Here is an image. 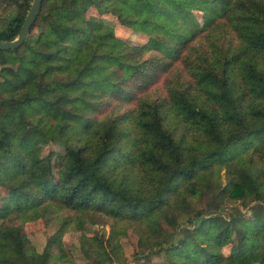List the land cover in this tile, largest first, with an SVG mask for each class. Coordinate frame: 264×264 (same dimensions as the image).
Masks as SVG:
<instances>
[{
    "label": "trees",
    "instance_id": "16d2710c",
    "mask_svg": "<svg viewBox=\"0 0 264 264\" xmlns=\"http://www.w3.org/2000/svg\"><path fill=\"white\" fill-rule=\"evenodd\" d=\"M31 1L7 0L16 12L0 40L18 34ZM259 162L264 0H42L24 42L0 49V264H61L14 218L57 220L61 257L66 228L105 223L117 260L135 226L148 263L264 264ZM228 201L252 214H225ZM109 263L97 253L88 264Z\"/></svg>",
    "mask_w": 264,
    "mask_h": 264
},
{
    "label": "rangeland",
    "instance_id": "374dc122",
    "mask_svg": "<svg viewBox=\"0 0 264 264\" xmlns=\"http://www.w3.org/2000/svg\"><path fill=\"white\" fill-rule=\"evenodd\" d=\"M124 12L128 11V5H122ZM16 12L14 4H8L7 0H0V27H2ZM87 15L97 16L103 22L104 26L113 28L117 37L122 39H129L131 42H141L139 33L134 30L128 29L121 25L116 16L109 14L108 12L99 13L95 7H90L87 11ZM163 83V82H162ZM165 84L156 85V96L161 95L164 92ZM45 149H56L51 144H44ZM47 147V148H46ZM255 166V169L262 170L264 163L259 162ZM221 180L225 181L226 168L221 170ZM1 190V188H0ZM210 199L207 196H203L201 199L194 197L193 205L196 208H204L207 201ZM2 202H0V205ZM225 214L231 213L236 219L250 216L252 213V204L247 207H242L238 202H226ZM66 213V212H65ZM243 214V216L241 214ZM9 221V220H8ZM7 221V222H8ZM11 223L22 224L23 230L29 238L32 246L38 252L46 251L55 257H60L59 263L61 264H88L94 258L97 253H100L110 263L109 264H159V257L152 259V261L145 262L142 258H139V251L144 250L138 244L139 236L137 233V227L127 228V234L121 236L118 240L120 244V260L116 259V256L111 252L110 248L104 246L105 236L109 233V225L105 223H85L80 228L70 227L66 228L61 237H59L60 244L64 249V256H60L59 245L57 242H53L51 237L58 227V221L52 220L46 222L45 219H37L35 221L23 222L21 218L11 219ZM162 226L170 230V228L162 222ZM103 236V238L101 236ZM234 235V230H233ZM224 251H228V247L224 248ZM152 257V256H151ZM258 264V263H257Z\"/></svg>",
    "mask_w": 264,
    "mask_h": 264
},
{
    "label": "water",
    "instance_id": "95a60500",
    "mask_svg": "<svg viewBox=\"0 0 264 264\" xmlns=\"http://www.w3.org/2000/svg\"><path fill=\"white\" fill-rule=\"evenodd\" d=\"M41 1L42 0L31 1L30 7L25 15L18 34L11 40H0V49L18 48L24 42L29 34L32 24L36 19Z\"/></svg>",
    "mask_w": 264,
    "mask_h": 264
}]
</instances>
